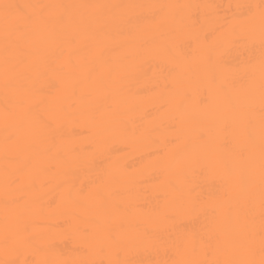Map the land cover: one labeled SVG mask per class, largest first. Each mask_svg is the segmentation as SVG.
Segmentation results:
<instances>
[{
  "label": "bare ground",
  "instance_id": "obj_1",
  "mask_svg": "<svg viewBox=\"0 0 264 264\" xmlns=\"http://www.w3.org/2000/svg\"><path fill=\"white\" fill-rule=\"evenodd\" d=\"M0 264H264V0H0Z\"/></svg>",
  "mask_w": 264,
  "mask_h": 264
}]
</instances>
